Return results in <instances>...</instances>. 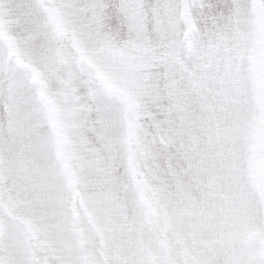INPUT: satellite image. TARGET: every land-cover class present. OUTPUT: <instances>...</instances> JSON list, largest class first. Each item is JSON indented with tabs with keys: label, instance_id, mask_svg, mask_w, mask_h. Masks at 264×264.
I'll use <instances>...</instances> for the list:
<instances>
[{
	"label": "snow or ice",
	"instance_id": "1",
	"mask_svg": "<svg viewBox=\"0 0 264 264\" xmlns=\"http://www.w3.org/2000/svg\"><path fill=\"white\" fill-rule=\"evenodd\" d=\"M0 264H264V0H0Z\"/></svg>",
	"mask_w": 264,
	"mask_h": 264
}]
</instances>
